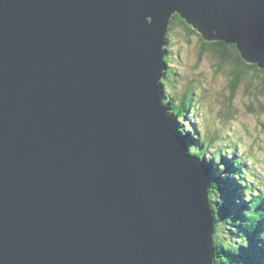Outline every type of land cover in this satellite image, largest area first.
<instances>
[{
  "label": "water",
  "instance_id": "1",
  "mask_svg": "<svg viewBox=\"0 0 264 264\" xmlns=\"http://www.w3.org/2000/svg\"><path fill=\"white\" fill-rule=\"evenodd\" d=\"M174 10L264 70V0H0V264H213L206 167L157 95Z\"/></svg>",
  "mask_w": 264,
  "mask_h": 264
},
{
  "label": "clouds",
  "instance_id": "2",
  "mask_svg": "<svg viewBox=\"0 0 264 264\" xmlns=\"http://www.w3.org/2000/svg\"><path fill=\"white\" fill-rule=\"evenodd\" d=\"M178 13L190 22L194 32H197V34L202 33L204 36L199 23L194 20L190 21L180 10H174L168 16L163 32V42L159 46L162 66L159 69V78L156 81L157 95L160 97L159 102L161 107L165 108L163 114L167 119L174 118L172 127L176 132L182 136L190 135L192 140L198 142L188 144L185 152L186 157L194 160L197 166L202 162L210 163L213 169L217 170L216 175L222 179H234L240 186V199H237L236 203L239 204L242 199L248 205V209L243 212V216L246 217L245 221L242 222L239 219L233 221L231 216L225 217V220L230 223V229L227 232L230 248L213 244V223L211 244L214 252L212 261L213 264H217L216 250L218 248L223 247L232 253H238L241 247L247 248L249 246L247 236L243 232H239L237 226H241L251 233L256 228L257 222L261 220L250 221L249 215L264 212L255 211L256 208L253 207L252 203L257 197L264 199V151L261 150V148H264V144L258 146L250 143L247 135L235 127L234 121L225 120L218 116L209 104L208 97L213 90L211 66L207 69L202 67L206 62L203 56L199 57L200 66H198L197 55L192 51L193 44L190 39L178 38V36H184L182 24L173 22V17ZM149 17H145L144 23H151ZM213 35H216L215 29H213ZM169 70H173L176 75L168 77L165 81V74ZM186 95H191V108L187 113L174 114L171 108L167 106L169 99L179 108ZM255 100L257 101V107L264 104V94L257 95ZM259 118L264 120V114H261ZM260 139L264 141V135ZM233 146L236 149L237 157L248 165L247 175L243 179L238 175H230L229 172H226V165L222 163V159L231 160ZM249 148L251 154L248 153ZM210 182L215 183V181L209 180L208 186ZM249 188L252 190L249 191ZM217 204H223L219 192L215 204L216 208ZM249 223L252 224L251 228L247 227ZM257 240L259 242L258 247H264V231L258 233ZM219 257L221 260L226 258Z\"/></svg>",
  "mask_w": 264,
  "mask_h": 264
},
{
  "label": "trees",
  "instance_id": "3",
  "mask_svg": "<svg viewBox=\"0 0 264 264\" xmlns=\"http://www.w3.org/2000/svg\"><path fill=\"white\" fill-rule=\"evenodd\" d=\"M173 22L181 23L186 32V36H191L195 32L193 29L188 26L181 17L176 14L173 17ZM196 34V33H195ZM194 34V35H195ZM201 40V37L199 38ZM202 41V40H201ZM201 49L203 52L211 53L216 55L217 60L220 61V64L226 63L229 61L232 64V70L230 71L231 80L229 81L228 90L230 91L227 96L221 97L222 105L228 107L235 99V94L240 85L245 84V81L248 80L250 83L254 82L262 90H264V70H259L255 65L246 64L239 56L234 45L225 44L222 41H216L213 43L201 42ZM229 58L231 60H229ZM168 77H174L172 70H169L165 74V81ZM223 99V100H222ZM168 106L171 108L174 114H183L187 113L192 106L191 95H186L185 98L181 101L180 107L177 108L171 99L168 101ZM251 115L254 114L255 109H250ZM227 120L236 121L237 117L233 114H223ZM187 118V117H185ZM264 128V124L261 125ZM194 127V126H193ZM182 136V135H181ZM188 144L198 143L197 141L192 140L190 135L182 136ZM231 160L222 159V163L226 165L225 171L229 172L230 175H238L241 179L247 175V164L237 163L235 159H239L235 154L236 149L233 148ZM206 167V171L209 177V180L215 181V183L210 182V189L208 192V202L210 208L214 212L216 220V230L214 234L213 244L216 246H225L229 247L228 237L224 235L222 230L229 231L230 223L225 220V217L231 216L233 221L236 219L241 220L242 222L246 220V217L243 216V212L248 209V205L241 199L239 204L236 203L237 199H240V186L232 178L222 179L216 175L215 169H213L210 163L202 162ZM246 168V169H245ZM252 189L249 188V191ZM218 192L221 194L223 204H217V208H213L212 201L214 206L218 199ZM262 198L257 197L254 199L253 207L256 208L255 211L260 212L264 211L262 206ZM257 222L256 228L249 233L247 229L237 226L239 232H243L248 240L249 246L247 248L241 247L238 253H232L231 251L225 250L223 247H220L216 250L217 255V264H264V247H258L257 236L258 233L264 231V212L252 213L249 215L250 221ZM247 227L251 228L252 224L249 223ZM229 228V229H228ZM232 234V233H230ZM231 250V249H230ZM219 256L226 257L224 260H221Z\"/></svg>",
  "mask_w": 264,
  "mask_h": 264
},
{
  "label": "rangeland",
  "instance_id": "4",
  "mask_svg": "<svg viewBox=\"0 0 264 264\" xmlns=\"http://www.w3.org/2000/svg\"><path fill=\"white\" fill-rule=\"evenodd\" d=\"M196 33V34H195ZM191 36H186L184 30V36L178 38L190 39V42L193 44L192 51L197 55V65L200 66L199 57L203 56L205 58V64L202 66L207 69L211 66L212 72V85L213 90L209 94L208 100L209 104L215 110L216 114L223 119L227 120L223 114H233L236 115L237 120L235 122V127L245 133L252 144L261 145L264 144V141H261L260 137L264 135V128L261 126L264 124V120L260 119V115L264 114V104L257 107V101L255 97L259 94H264V90L258 87L254 82L250 83L248 80L245 81V84L239 86L236 91L235 99L228 107L222 105L221 97L227 96L230 92L228 90L229 81L231 80L230 71L232 70V64L227 61L226 63L220 64V61L217 60L216 55L203 52L201 49L200 35L195 32ZM206 43V42H205ZM229 60H231L229 58ZM173 71V70H172ZM174 76L176 73L173 71ZM223 100V99H222ZM255 109L256 112L251 115L250 109ZM195 127V125H193ZM196 143V142H195ZM233 148H235L233 146ZM264 151V148H261ZM233 153V152H232ZM248 153L251 154V149H248ZM236 154V152H235ZM237 155V154H236ZM235 162L242 163L240 159H235ZM248 167V165H246ZM246 169V168H245ZM214 201V200H213ZM212 201L213 208L214 203ZM262 206L264 210V199H262ZM229 229V228H228ZM224 235L227 236L226 230H222ZM228 237V236H227Z\"/></svg>",
  "mask_w": 264,
  "mask_h": 264
},
{
  "label": "bare ground",
  "instance_id": "5",
  "mask_svg": "<svg viewBox=\"0 0 264 264\" xmlns=\"http://www.w3.org/2000/svg\"><path fill=\"white\" fill-rule=\"evenodd\" d=\"M215 227H216V223H215Z\"/></svg>",
  "mask_w": 264,
  "mask_h": 264
}]
</instances>
